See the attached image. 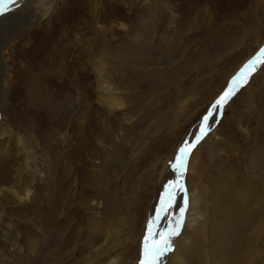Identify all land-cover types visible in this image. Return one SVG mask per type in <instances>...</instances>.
<instances>
[{
  "label": "rangeland",
  "instance_id": "obj_1",
  "mask_svg": "<svg viewBox=\"0 0 264 264\" xmlns=\"http://www.w3.org/2000/svg\"><path fill=\"white\" fill-rule=\"evenodd\" d=\"M28 1L23 4L28 12L0 13V209L4 213L0 248L3 256L11 257L4 259V264H25L34 258L27 252L32 249L30 242L39 255L37 264H139L148 221L156 218L153 202L165 176L176 178L170 167L176 150L198 133L201 118L228 81L264 46V0H95V19H91L88 9L93 0H80L83 20L78 27L58 26L53 35L38 34V26L28 24L38 14ZM56 1L53 12L62 7ZM144 17L149 18L150 27L142 26ZM124 27L134 32L130 40L141 34V29L147 39L133 38L139 51L133 58L115 54L112 63L109 56L112 72L108 80L122 105V111L109 113L105 110L111 108L103 103L96 85L85 91L75 75L60 78L59 55L64 53L72 59L80 52L98 53L101 47L105 54L112 41L118 44L126 39ZM11 44L21 46L24 52L15 56ZM210 120L206 122V134L186 158L189 160L180 181L184 190L189 185V172L194 178L199 173L202 177L197 190L208 189L209 182L220 177L223 168L227 172L228 157H232L237 183L243 178L242 186L255 167L264 178V63L258 62L246 82L241 81L217 111L212 128ZM86 122L90 129L87 138L92 143L89 151L80 148L81 126ZM119 151L128 158L123 165L112 159V154ZM76 152L80 156L67 158V153ZM74 167H79L76 170L81 171L83 181L73 182ZM106 167L114 172L113 201L108 200L100 182L109 171ZM90 171H94L95 180L100 179L94 187ZM84 183L89 184L87 190ZM50 184L55 189H47ZM10 188H16L22 196L28 191L22 202L33 203L31 211L16 201ZM165 194L163 201L168 202ZM50 198L56 208L51 211L45 206ZM167 211L157 214L155 230L174 227L185 214L178 217L173 209ZM39 217L44 221L40 227L32 222ZM95 220L101 234L94 246L99 248L97 251L90 248L89 229ZM182 226L183 231L190 230L201 248L208 250V234L202 236L187 224ZM258 226L262 228L251 240L258 234L253 263L264 264V216ZM45 236L53 237L55 242L51 244ZM182 236L178 233L171 238L176 252L184 244ZM170 253L166 252L158 264H175Z\"/></svg>",
  "mask_w": 264,
  "mask_h": 264
},
{
  "label": "bare ground",
  "instance_id": "obj_2",
  "mask_svg": "<svg viewBox=\"0 0 264 264\" xmlns=\"http://www.w3.org/2000/svg\"><path fill=\"white\" fill-rule=\"evenodd\" d=\"M28 2L34 7V9H32L35 11L34 13H36V14L38 13L36 16L37 19L35 21L30 20L28 22V24L30 26L31 25L32 26H38V28H39L38 34H40V32H42V33L51 35L52 32H54L53 30L55 28H57L58 26H60V27H65V26L78 27V24L80 23V21L83 20V13H82L83 8L80 4L78 5V2L80 3V0H64V3H66V4H63V5H62V1L58 0V3H61L62 7L58 6L59 9H58V11L56 10L57 12L56 11L53 12L54 7H55L56 2H57L56 0H54V1L53 0H29ZM24 3H25V0H16L15 4L8 5L7 15L12 14V13L17 15L18 13L21 14L22 12H28L26 10V8L23 7L24 5H26ZM88 9H89V13L91 15L90 16L91 19L92 18L95 19L97 16V8H96L95 0H93V2L88 4ZM34 13H32V14H34ZM2 16H4V15H2ZM126 16H128V15H126ZM31 18H32V16H31ZM147 18L148 17H144V19L141 20V23H142V26L150 27V25L147 23V22H149V21H147ZM0 19H2V17H0ZM29 19H30V17H29ZM133 20H134V18H133ZM148 20H149V18H148ZM47 22H49V23L47 24ZM79 26H81V25H79ZM42 28H44V29H42ZM124 28H125V33L127 34L126 35L127 40L124 39V41H120V42H118V44H116L115 42L112 41L109 44L110 46L109 47L107 46L108 47L107 50L105 49L106 50L105 54L102 53L103 48L101 47L100 48L101 50H99L100 52H98V53L94 52L95 54H92V55H90L88 53L86 55H83L82 52H80L77 54V56H75V58H72V59H68V56L64 53H60V55H59L62 63L58 66L57 73L59 74L60 78H62V77L66 78L67 76H69L71 74L75 75L79 79V81H78L79 87H81L85 91L86 90H88V91L92 90L93 85H96V88H97L98 92L100 93V96H101L103 103L111 108L110 110H105V111H108L109 113H114L115 110L122 111L121 110L122 105H121V101H119L120 99L117 96V93L114 91V89H116V88H113L111 86L109 80H108V77L110 76L109 71L112 72L111 66L109 67V65H108V60L112 61V59H113V61H112V63H113L114 59L116 57L115 54L116 55L121 54V57H122V55L125 57L130 56L131 58H133L135 55L139 54V51L137 50L138 49L137 44L136 45L134 44V43H136V40L133 39L135 37L133 36L132 40H130V37H131V35L134 34V32L132 34L131 28H128V27H124ZM141 30H142L141 34L139 33V35H135L137 40L140 38L147 39V37L145 35H143V33H144L143 29H141ZM62 32H63V30H62ZM45 37H47V36H45ZM28 38H30V37H28ZM29 40L30 39H28V41ZM59 41H61V40H59ZM48 45H50V44H48ZM33 47H35V45H33ZM42 47H44V46H42ZM11 48H13V53L15 56L19 55L20 51L24 52V51H22V49L20 50L21 46L18 47L15 44H11ZM45 49L46 48H44V50ZM15 52L17 54H15ZM103 52H104V49H103ZM42 53H44V52L42 51ZM34 54L37 55V53H35V52H34ZM38 54H39V52H38ZM36 55L34 57L38 58V56H36ZM41 55H40V57H41ZM109 56L112 59H110ZM0 58H1V55H0ZM69 78H70V76H69ZM92 81H94V82H92ZM57 85H56V87H57ZM65 86H63V87H65ZM68 88H70V87H68ZM63 93H64V90H63ZM62 105H63V102H62ZM117 107L120 109H118ZM85 113H86V111H85ZM216 114H217V111H214L213 117L210 120L211 128L214 125L213 123L216 119ZM123 120L128 121V118L124 117ZM178 123H177V125H179ZM81 127H83V129H82V134H81V138H80V140H81L80 148H81V150L85 149V150L89 151L91 148L89 146L92 145V143L89 142V139L87 138V137H89L88 136L89 134L87 135V132L90 131L89 125L86 122ZM93 128L95 129L96 127H93ZM93 128H92V130H93ZM88 129H89V131H88ZM178 133H179V131H178ZM193 133H195V132H193ZM175 135H176V133H175ZM194 135L195 134L188 137L187 141L190 142L193 139V137H195ZM231 151H229V152H231ZM124 152H126V151H124ZM125 154L120 152V151L117 153L115 152L114 154H112V159H115V161L117 163L123 165L124 162H126L128 159L127 157H125ZM262 154H264V153H262ZM262 154H260V155H262ZM66 156H68L67 157L68 159H73V158H75V156L76 157L80 156V153L79 152H76L75 154L67 153ZM226 156L228 157V155H226ZM255 156L259 157V153H257ZM189 157H190V155H189ZM82 160L83 159L80 158V162L82 164H84V162ZM188 160L189 159H186L185 166L187 165ZM252 162H254V161H252ZM112 163H113V161H112ZM223 164H224L223 166L225 167V163H223ZM254 164H255V162H254ZM68 165L72 166L71 164H68ZM108 165H106V166H108ZM233 166H234V163H233L232 157H228L226 160V168L228 167L227 172L224 171V168L223 169L220 168V170L222 169L221 172H219V173H221V175L217 174V175H220V177H214L209 182L208 189H205L204 191H202L201 189L197 190L198 187L200 188V186H199L200 185L199 176L201 177L200 173H199V175L197 174L196 178H194L192 176L193 174H191V172H189L190 173L189 175L192 178H190V177L188 178L190 180L189 185L185 186V189L187 187V191L189 190V192L187 193V191H185V190L183 192H181L177 189L174 191V194L172 197L174 203L172 204V200L168 201L169 203H171V207L168 208V210L170 211L171 209H173L174 211H172V212L173 213L177 212L179 214L178 217L180 215H182L181 214L182 212L180 211V209L181 208L185 209L183 211V212H185L184 216L179 217V220L181 221V223H180L181 225L178 229V233L183 234L182 237L184 240V244L182 245L180 252L179 251L176 252V248L174 247L175 248L174 249L173 246H172L173 250L171 249L172 251H168V252H171L170 253V254H172L171 258L174 259L173 261H175V264H254L253 263L254 257L252 255H255V251L253 250V248L256 247V245L254 243H255V239L257 240V238H258V234L255 235L254 241H251V240H252L253 235L255 234V231L259 232L260 228H262V227L258 226V224H259V220H261V217L264 216V203H262L263 199H264V178H262L261 172L259 173V170L255 167L254 171H253V175L248 174L247 179L245 180V184H243V186H242V184H240V181L243 178L239 181V183H237L238 180H237V178H235L236 176L234 175V173L232 171ZM218 167H220V166L218 165ZM78 168L74 167L73 171H72V173H74V175H75V179L73 180V182H76V183L83 181V179H84L80 175L81 171L76 170ZM106 168L108 169V167H106ZM114 168L115 167L113 165V169ZM189 168H191V167L189 166ZM108 170L109 171L107 172V174L105 176H101L100 182H102L101 184H103L106 188L108 200L113 201L111 199L113 198V195H112L113 189L112 188L114 186V181L112 180L111 177H112V174L114 172L112 173V171H113L112 168H109ZM217 170L220 171L219 168ZM119 172H120V170H119ZM65 173H67V172L65 171ZM70 173H71V170H70ZM72 173H71V175H72L71 177H73ZM93 173H94V171L89 172L90 183H92V185H91L92 187H94L95 184H99V180H100L98 178H97V180H95L96 175ZM193 173H194V171H193ZM196 173H198V172H196ZM64 178L66 179V175L62 176L63 181H64ZM76 178H78V179H76ZM169 179L173 180L172 176H170V175L165 176L164 182H162V184H161L162 188L159 189L160 193L158 192L159 195L156 198L155 202H153V204H154V210L153 211L156 213V217L158 214L157 208H158V206L162 205V197L164 199L165 195H166L164 185H165L166 181L167 182L169 181ZM196 179L198 180V182L196 181L197 183L194 182ZM201 185H203V184H201ZM55 187L52 188V184H50V186H48L47 189L52 188V190H53V189H55ZM58 188H59V186H58ZM83 188L85 190H87L89 188V184L86 185L84 183ZM206 188H207V186H206ZM9 190H10L11 195L16 199V201L19 204H22L21 206H24L26 211H31L32 207H30V206H33V203H31V202H29V203L24 202L23 203L22 202V201H26V199L28 197V195H27L28 191L27 190L23 196L19 193V191L16 188L15 189L10 188ZM94 190L95 189H92V191H94ZM206 190H208V192H207L208 193V201L205 198ZM50 192H51V190H50ZM147 198H149V197H147ZM259 204L261 206H259ZM45 206H47V208L50 209V211L52 209L53 210L56 209V208H54L55 202H54V199H52V198L47 200V204H45ZM39 207H41V206L38 205V209H39ZM207 208H208V211H207ZM1 211H2V208L0 209V223L2 220L1 214L4 215V213ZM50 211H49V213H50ZM169 211H167V213ZM53 214H54V212H53ZM44 216H45V214H44ZM3 219H7V218L4 217ZM29 220H30V218H29ZM48 220H49V218H48ZM96 221L97 220L92 222L90 229H89L91 231V237H90L91 246H90V248L94 249L95 251H97L99 249L97 246H96V248H94V246L98 243L99 237L101 236L100 232H98L100 230L99 229L100 228L99 222H96ZM32 222L37 223L39 227H40V225L42 226V223L44 224V221L41 217H39L36 220H32ZM47 223L48 222H46V224ZM50 223H52L51 225H53V222L50 221ZM182 224H187V227L188 226L192 227L190 229H193L196 234L198 233V234H201L202 236L208 234V236H207L208 239L205 240V242L208 244V250L204 247L201 248L202 246H200L199 243H196V241L193 240V234L190 235V233H189L190 230L188 228H187L188 230L184 229L186 231H183L182 230V228H183ZM9 226H10V224H9ZM38 226H36V227H38ZM49 228L51 229L52 227L50 226ZM2 229H4V228H2ZM44 229H47V228L45 227ZM4 230H6V229H4ZM7 231H8V229H7ZM6 232H5V235H6ZM48 233H50V232H48ZM2 234H3V232H2ZM46 235H48V234L46 233ZM45 237H47L46 238L47 240L51 239V241H52L51 244H53L55 242L54 241L55 239L53 237H51V236L50 237L45 236ZM30 238H32V237H30ZM31 241H33V239H31ZM51 241H49V242H51ZM174 241H175V239H174ZM197 241H199V240H197ZM30 243H32V249L30 248V250H28L26 248L28 250V251L27 250L26 251L29 254L33 253L32 256H34V258H30V260H28V261L25 259L27 262L25 261L26 263L25 262L24 263L25 264H37V258L39 255L37 254V251H36V248H35V245L33 244V242H30ZM3 244H5V243H3ZM5 256H7V255L5 254ZM5 256H3V253L1 252V248H0V260H1L0 264H4V259L11 258V257L6 258ZM165 258H167V257H165ZM165 258H164V260H165ZM165 262H166V260H165ZM10 264H16V263H15V261H13Z\"/></svg>",
  "mask_w": 264,
  "mask_h": 264
},
{
  "label": "snow or ice",
  "instance_id": "obj_3",
  "mask_svg": "<svg viewBox=\"0 0 264 264\" xmlns=\"http://www.w3.org/2000/svg\"><path fill=\"white\" fill-rule=\"evenodd\" d=\"M16 0H0V13L8 10L7 6L15 4ZM264 63V46H262L255 56L251 57L229 81L224 91L216 98L211 107L208 108L207 113L201 118L199 124V131L195 134V139L189 143L185 140L176 150L174 158L170 161V167L176 172V178L169 180L164 185L165 192L168 194V201L172 200L175 190L184 191L181 181L182 170L185 169L186 158L196 143L206 134V122L213 117V112L218 111L227 102L228 98L234 93L235 89L240 86L241 81L246 82L248 74L255 69L257 63ZM186 202V201H185ZM166 205V206H165ZM171 207V203L163 201L162 205L158 206L157 213L166 211ZM185 209L181 208L183 212ZM155 219H150L147 224V230L143 237V242L140 252L139 264H158L160 258L172 249L171 238L178 234L181 221L177 219L174 227H169L164 231H157L153 225ZM158 237V238H157Z\"/></svg>",
  "mask_w": 264,
  "mask_h": 264
}]
</instances>
